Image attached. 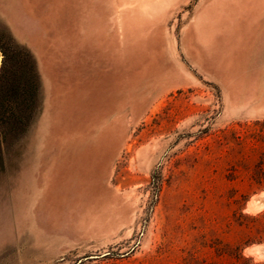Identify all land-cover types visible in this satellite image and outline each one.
<instances>
[{
  "label": "rangeland",
  "instance_id": "rangeland-1",
  "mask_svg": "<svg viewBox=\"0 0 264 264\" xmlns=\"http://www.w3.org/2000/svg\"><path fill=\"white\" fill-rule=\"evenodd\" d=\"M0 32L39 80L0 264H264V0H0Z\"/></svg>",
  "mask_w": 264,
  "mask_h": 264
},
{
  "label": "trees",
  "instance_id": "trees-1",
  "mask_svg": "<svg viewBox=\"0 0 264 264\" xmlns=\"http://www.w3.org/2000/svg\"><path fill=\"white\" fill-rule=\"evenodd\" d=\"M0 50L4 54L0 73V116L15 117L17 114L12 109L13 103H17L19 108L23 105L22 107L32 111L38 99L39 88L34 58L3 32H0ZM31 111L25 116L28 120L33 116Z\"/></svg>",
  "mask_w": 264,
  "mask_h": 264
},
{
  "label": "bare ground",
  "instance_id": "bare-ground-1",
  "mask_svg": "<svg viewBox=\"0 0 264 264\" xmlns=\"http://www.w3.org/2000/svg\"><path fill=\"white\" fill-rule=\"evenodd\" d=\"M254 205L256 206V209L263 208L264 207V196L258 199Z\"/></svg>",
  "mask_w": 264,
  "mask_h": 264
},
{
  "label": "crops",
  "instance_id": "crops-1",
  "mask_svg": "<svg viewBox=\"0 0 264 264\" xmlns=\"http://www.w3.org/2000/svg\"><path fill=\"white\" fill-rule=\"evenodd\" d=\"M260 196H261V195H260ZM260 196H258V197H260ZM258 197H257V198H258ZM255 198H256V197H255ZM255 198H254V199H255ZM254 199H253V200H254ZM253 200H252V202H251V209H252L253 211H261L262 209H261V210H255V209H254V206L252 205ZM263 209H264V208H263Z\"/></svg>",
  "mask_w": 264,
  "mask_h": 264
},
{
  "label": "water",
  "instance_id": "water-1",
  "mask_svg": "<svg viewBox=\"0 0 264 264\" xmlns=\"http://www.w3.org/2000/svg\"><path fill=\"white\" fill-rule=\"evenodd\" d=\"M1 56H3L2 52H0V57H1ZM1 59H2V58H0V60H1Z\"/></svg>",
  "mask_w": 264,
  "mask_h": 264
}]
</instances>
